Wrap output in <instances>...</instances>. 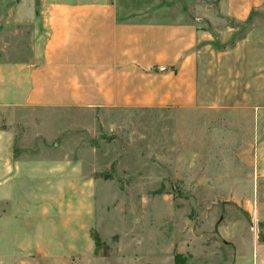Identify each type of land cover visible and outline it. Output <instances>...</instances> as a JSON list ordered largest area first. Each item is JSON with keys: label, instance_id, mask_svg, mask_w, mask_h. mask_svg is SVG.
I'll list each match as a JSON object with an SVG mask.
<instances>
[{"label": "rangeland", "instance_id": "obj_1", "mask_svg": "<svg viewBox=\"0 0 264 264\" xmlns=\"http://www.w3.org/2000/svg\"><path fill=\"white\" fill-rule=\"evenodd\" d=\"M120 1L147 12L176 6L196 24L195 105L1 109L0 129L13 134L16 155L62 169L57 182L67 204L58 214L49 203L48 222L45 185L32 198L28 191L29 231L52 238L53 253L41 246L17 264H231L235 251L221 225L235 221L264 240V0L244 21L220 15L214 1L217 12L206 17L193 14L195 0ZM26 2L0 0V63L32 54ZM79 163L76 204L90 237L56 240L60 217L75 215L70 170Z\"/></svg>", "mask_w": 264, "mask_h": 264}, {"label": "crops", "instance_id": "obj_2", "mask_svg": "<svg viewBox=\"0 0 264 264\" xmlns=\"http://www.w3.org/2000/svg\"><path fill=\"white\" fill-rule=\"evenodd\" d=\"M195 1V15L215 16L210 4L214 1L220 15L236 21L247 20L263 3ZM26 3V16L35 22L32 54L24 63H0V111L10 105L108 109L195 105L197 28L194 22L181 18L176 6L147 12L120 0ZM12 143L13 134L0 129V264H17L35 251L42 253V247L53 253L52 238L46 241L29 231L32 211L28 210V191L32 198L36 186V191L46 188L41 195L43 218L53 200L58 214L63 205L57 182L62 169L50 163L35 166L31 156L16 155ZM70 171L74 176L69 187L73 189L75 215L73 220L60 217L63 236L56 240L90 237L89 227L81 218L80 201L76 204V194L83 187L80 163ZM41 184L45 188H40ZM45 219L49 222L48 217ZM237 228L234 221L219 230L223 242L235 251L231 264H264V240L256 232ZM65 242L59 241L57 246L66 249Z\"/></svg>", "mask_w": 264, "mask_h": 264}, {"label": "trees", "instance_id": "obj_3", "mask_svg": "<svg viewBox=\"0 0 264 264\" xmlns=\"http://www.w3.org/2000/svg\"><path fill=\"white\" fill-rule=\"evenodd\" d=\"M248 18H250V16Z\"/></svg>", "mask_w": 264, "mask_h": 264}]
</instances>
